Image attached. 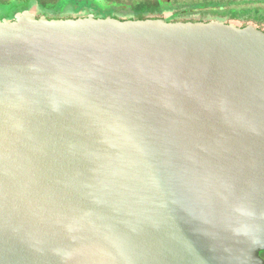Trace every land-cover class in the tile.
<instances>
[{
	"label": "water",
	"instance_id": "95a60500",
	"mask_svg": "<svg viewBox=\"0 0 264 264\" xmlns=\"http://www.w3.org/2000/svg\"><path fill=\"white\" fill-rule=\"evenodd\" d=\"M264 31L0 20V264H264Z\"/></svg>",
	"mask_w": 264,
	"mask_h": 264
},
{
	"label": "rangeland",
	"instance_id": "374dc122",
	"mask_svg": "<svg viewBox=\"0 0 264 264\" xmlns=\"http://www.w3.org/2000/svg\"><path fill=\"white\" fill-rule=\"evenodd\" d=\"M45 7H49L44 13L49 19H68L85 17L88 14H93L97 18L112 17L115 19L128 18L132 11H138L145 6L152 7L156 5V0H99L96 7H90L88 4H77L75 0H42ZM93 5L95 2H91ZM173 7H189L197 5V9H189L187 15L182 16L185 19L201 20L199 22H207L211 20L210 12L234 10V11H247V10H260L264 11V0H170ZM25 3L21 0H0V20L12 19L13 15L18 13L15 10L24 11ZM221 7V8H220ZM112 11H111V10ZM220 11V12H219ZM31 12L40 16L37 6L35 5ZM206 14V16L203 15ZM85 14V16H84ZM170 12L157 13L148 12L145 14L147 17H161L163 19L169 18ZM132 17V15H130ZM213 18V17H212ZM213 21V20H211ZM216 21L226 22L227 19L217 18ZM233 24L240 26L241 21L232 20ZM252 25V23H251ZM264 30V25H262Z\"/></svg>",
	"mask_w": 264,
	"mask_h": 264
},
{
	"label": "trees",
	"instance_id": "16d2710c",
	"mask_svg": "<svg viewBox=\"0 0 264 264\" xmlns=\"http://www.w3.org/2000/svg\"><path fill=\"white\" fill-rule=\"evenodd\" d=\"M23 1V3H25L24 10H29L31 12V9L36 5L38 8V11L40 12V16H45L46 14L44 13L46 10H48L49 7H45L43 5V1L42 0H21ZM77 4H88L90 5V7H96L98 5V1L99 0H75ZM91 2H95V4L93 5ZM156 5L155 6H145L144 8H142L141 10H136V11H132V17L128 18H122L120 20L124 21V20H145V19H163L161 17H147L145 16L146 13L148 12H157V13H164V12H170L171 15L169 18L167 19H163L167 22H199L202 21L201 20H193V19H185L182 18V16L184 15H189L187 14V11L189 9H197V5H193V6H189V7H173L170 4V0H156ZM221 8V7H220ZM111 10V9H110ZM112 11V10H111ZM15 12H19V10H15ZM21 12V11H20ZM220 12V11H219ZM223 13H218L216 11H212L209 13L211 17V20H216L217 18H222V19H227V21L225 23H231L232 20L236 21L239 20L241 21V25L238 27H245L247 25H252L255 26L257 29L262 30V25H264V11H260V10H247V11H234V10H228V11H222ZM184 14V15H183ZM15 15V14H14ZM14 15L12 17V20L14 18ZM204 16H206L205 13H203ZM37 16L36 17H40ZM85 16V14H84ZM87 16V15H86ZM47 17V16H45ZM96 17V16H95ZM97 18V17H96ZM105 18V17H104ZM208 20V21H211ZM207 21V22H208ZM237 26V25H236Z\"/></svg>",
	"mask_w": 264,
	"mask_h": 264
},
{
	"label": "flooded vegetation",
	"instance_id": "af4514ba",
	"mask_svg": "<svg viewBox=\"0 0 264 264\" xmlns=\"http://www.w3.org/2000/svg\"><path fill=\"white\" fill-rule=\"evenodd\" d=\"M12 19L8 20L11 21ZM259 256L262 260H264V250L259 252Z\"/></svg>",
	"mask_w": 264,
	"mask_h": 264
}]
</instances>
